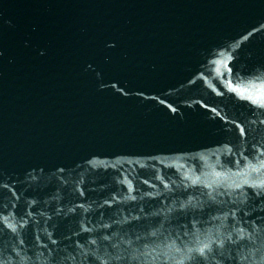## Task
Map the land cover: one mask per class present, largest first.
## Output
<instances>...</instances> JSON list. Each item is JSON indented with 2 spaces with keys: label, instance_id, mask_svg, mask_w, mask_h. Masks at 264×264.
Here are the masks:
<instances>
[{
  "label": "water",
  "instance_id": "water-1",
  "mask_svg": "<svg viewBox=\"0 0 264 264\" xmlns=\"http://www.w3.org/2000/svg\"><path fill=\"white\" fill-rule=\"evenodd\" d=\"M241 97L264 0H0V264H264Z\"/></svg>",
  "mask_w": 264,
  "mask_h": 264
},
{
  "label": "snow or ice",
  "instance_id": "snow-or-ice-1",
  "mask_svg": "<svg viewBox=\"0 0 264 264\" xmlns=\"http://www.w3.org/2000/svg\"><path fill=\"white\" fill-rule=\"evenodd\" d=\"M242 99H250V100H253L252 97H241ZM253 103H258L260 104L261 107H264V101H257V100H253ZM244 129L243 127H241V132H243ZM252 148L255 149L256 148V145L253 144L252 145ZM240 155L243 157V160L245 162V167L246 168H249L251 169L252 171H255L256 173H260L262 169H264V146H261L259 148V150L256 152L255 154V163L252 162V160L249 159L248 156L244 155L243 152L240 153ZM237 163H239V161H237ZM193 183H195V181H193ZM245 183H249V184H252L253 187L259 185V186H264V179H258L256 181H248V180H245ZM209 188H211V185H208ZM237 187H240V185H237ZM131 184H129V190L131 191ZM133 199H135V197H132ZM109 203H111V201H109ZM183 207V205L181 206ZM233 216H235V212L232 213ZM196 221H193V223H195ZM6 224V222H5ZM9 227H11L10 225H7ZM244 237V230L243 228H240L239 229V236H238V239H242ZM229 239H230V236H229ZM213 240H215V237H213ZM53 243H55V241H53ZM216 243L217 244H223L224 241L223 240H216ZM210 245H211V241H209L208 243H204V244H201L197 249H196V252L198 254H200L201 256H203L205 253H206V250L210 249ZM177 252L180 251L179 248L176 249ZM191 251V249L189 250ZM167 258V257H166ZM187 260L191 261L193 260L194 258L189 256L186 258Z\"/></svg>",
  "mask_w": 264,
  "mask_h": 264
}]
</instances>
